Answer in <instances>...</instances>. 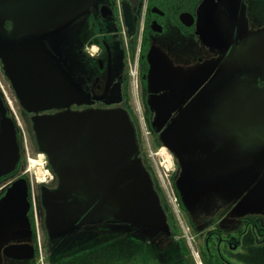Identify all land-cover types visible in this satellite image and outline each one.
Returning a JSON list of instances; mask_svg holds the SVG:
<instances>
[{"label": "flooded vegetation", "instance_id": "1", "mask_svg": "<svg viewBox=\"0 0 264 264\" xmlns=\"http://www.w3.org/2000/svg\"><path fill=\"white\" fill-rule=\"evenodd\" d=\"M74 22L44 33H22L7 19L0 26V264H74L80 244L95 239V217L47 219L45 194L56 188L57 180L50 169L48 183L32 185L29 168H22L19 125L24 122L27 145L39 152L33 122L60 110H23L6 70V60L30 57L9 56L11 51L66 41L65 29L72 30L64 37L76 50L74 89L81 102L72 103L70 110L121 108L127 113L138 157L167 223L165 233L129 218L108 220L107 229L118 228L131 237L141 264L149 244H174L176 209L170 211L142 156L143 128L153 147L162 146L172 157L169 189L176 213L181 210L193 233L201 263L264 264V155L236 157L264 154V123L255 127L257 135L241 138L237 123L232 130L227 126L228 133L220 122L226 104L258 102L264 107V53L260 58L252 53L247 60L241 53L249 39L264 36V0H96ZM196 49L203 50L198 58L193 57ZM134 102L143 108L139 114L132 110ZM177 119L187 122L190 132L171 137ZM34 187L37 196L32 197ZM190 253L184 264H195Z\"/></svg>", "mask_w": 264, "mask_h": 264}, {"label": "water", "instance_id": "2", "mask_svg": "<svg viewBox=\"0 0 264 264\" xmlns=\"http://www.w3.org/2000/svg\"><path fill=\"white\" fill-rule=\"evenodd\" d=\"M95 1L0 0V26L7 19L22 33L51 32L69 26ZM263 37L255 36L245 43L241 50L243 59L247 60L252 53L260 58L264 53ZM59 44L17 49L8 55L30 57L6 60V70L23 110L34 114L60 110L33 122L38 151L45 155L57 180L56 188L45 194L47 219L58 222L87 214L99 223L129 218L165 233V215L138 157L135 131L127 113L121 108L70 110L72 103H81L80 95L74 89V79L71 82L67 78L53 55ZM245 96V92L240 93V99ZM221 119L226 131L227 126L232 130L237 123L241 138L250 133L257 135L260 131L256 128L264 123V107L258 102L241 103L238 107L226 104ZM211 123L215 125L216 121ZM182 131L190 132L188 123L177 119L170 136L176 137ZM9 133L12 151L17 154L13 127ZM263 155L236 157L250 159ZM232 158L235 157H227Z\"/></svg>", "mask_w": 264, "mask_h": 264}, {"label": "rangeland", "instance_id": "3", "mask_svg": "<svg viewBox=\"0 0 264 264\" xmlns=\"http://www.w3.org/2000/svg\"><path fill=\"white\" fill-rule=\"evenodd\" d=\"M74 23L75 22L73 21L70 26L74 25ZM90 26L92 27V24ZM67 32L71 33L72 30L70 29L68 31V29H66L64 31L62 35V39L64 38V40L66 41H63V42L60 41L61 43L59 44L60 47L63 49L65 55H67V48L70 45H73V49H74V44L72 40L69 41L67 40L66 37H64V35L66 36ZM68 36L71 37L70 34H68ZM202 49L204 48L202 47ZM202 49L193 50V55H194L193 57L196 58L198 55L203 53ZM194 63H197L196 65H194L195 67L198 65L199 62L197 61ZM133 70L134 68L132 66L130 68V71H133ZM129 95H130L129 98H132L131 99L132 101L136 99V94H135L134 89L133 91L129 93ZM140 109L143 111L142 106H139V104L137 105L134 102L132 110H134L135 113L137 114ZM138 117H141V116L139 115ZM20 122L21 123L19 125V128H21V131H22L21 137H22V143L24 145V150H25V157L23 160L22 168L24 169L29 168L30 171L28 173H29V177L31 179V183L33 186H35L36 183L37 182L39 183V181L41 180H44V181L46 180L48 183L50 176L49 174H47L49 172L47 170V162L45 160V157L43 155H40V153H38L37 151L32 150L30 146L27 145L26 139L28 138L29 132L26 131L24 122L23 121H20ZM142 132H143L141 134V144H142L141 148L143 150L142 156L144 160L146 161V163L148 164L152 174L154 175V178L157 180L158 185H160V188H161L160 190L165 196V200H167L168 202L167 204L170 208V211H172L173 209L174 210L176 209V212H178L179 210L177 209L179 208L175 205L173 195L171 194L172 192L169 189L170 188L169 176L173 168L172 157L165 149L162 150L163 148L162 146L157 145L156 147L155 146L153 147L152 138H148V139L145 138V135H144L145 132L143 128H142ZM31 196L32 197L37 196L35 187H34V190ZM174 210L173 212H175ZM176 212L174 213L176 214L175 215L176 217L172 215L174 229H175L173 231L174 234H173L172 239L175 241L179 239L182 240L187 245L188 250L186 249L185 251H188L190 253L191 250H190L189 245L190 243H191V246L192 244L194 245L193 233L189 230L188 228L189 224L185 220V217L183 216L181 210H180V214ZM113 225L116 226L117 224H113ZM95 231L96 233L94 236L95 238L94 240L92 239L90 240V242H85V243L80 244L79 254L76 253V256L74 257V259L76 260H73L74 264H89V262L90 264H141L142 263L141 259L138 257L139 255L137 256L136 247L130 246L131 245L130 243H134V241L133 242L129 241V240H132L131 237L126 238L123 235V233H121L120 229L117 228L116 230L111 231L107 229V222L105 224L102 222H99V223H96ZM89 246L91 248L90 251L88 250ZM149 246L150 247L147 248V252H144L145 253V256L143 258L144 261L154 262L155 264H166V260L163 258V256H165L168 253L170 254L172 253L171 255L175 257L177 255L175 253V249L171 245H169L171 246V248L170 247L168 248V245L167 246L165 245L166 248L165 246H161V245H159L160 247H157V246H154L153 244H149ZM194 249L198 252L196 248ZM159 252L160 254H158ZM193 253L194 252H191L192 256L190 254L191 261L194 260ZM67 255L71 258L73 257L71 255V252H69ZM66 256L64 255V257ZM180 256H181L180 258L183 259L186 256V252L185 254H180ZM90 258H91V261L89 260ZM136 258H139V259H136ZM155 258H157V260H155ZM170 259H172V257ZM170 259L168 257L167 261L169 260L168 262H171ZM64 264H67V263H64Z\"/></svg>", "mask_w": 264, "mask_h": 264}, {"label": "trees", "instance_id": "4", "mask_svg": "<svg viewBox=\"0 0 264 264\" xmlns=\"http://www.w3.org/2000/svg\"><path fill=\"white\" fill-rule=\"evenodd\" d=\"M53 55H55L57 57V61H58L59 65H60V68L63 71V73L67 76V78L71 82H73V79H74L73 61H74V57L76 55V50L73 49V45H70L67 48V55H65L63 49L60 46L59 47L58 46L54 47ZM171 246H173V248L175 249V253L178 256L176 255V257H175V256L171 255L172 253L171 254L170 253H168V254L165 253L166 255L163 256V258L166 260V264L169 263L168 262L169 260L167 261L168 257H169V259L172 257V259H170V261H171L170 264H184L183 263V262H185L184 258L183 259L180 258L181 257L180 254H185V252L187 253V251H185L186 248H185L184 244L181 241L176 240L174 242V244H172ZM174 249H173V251H174ZM143 264H155V263H152L150 261H144Z\"/></svg>", "mask_w": 264, "mask_h": 264}, {"label": "built area", "instance_id": "5", "mask_svg": "<svg viewBox=\"0 0 264 264\" xmlns=\"http://www.w3.org/2000/svg\"><path fill=\"white\" fill-rule=\"evenodd\" d=\"M192 252H194L193 255H194V258L196 260V263L201 264L200 261L198 260L197 253L194 250H192Z\"/></svg>", "mask_w": 264, "mask_h": 264}, {"label": "bare ground", "instance_id": "6", "mask_svg": "<svg viewBox=\"0 0 264 264\" xmlns=\"http://www.w3.org/2000/svg\"><path fill=\"white\" fill-rule=\"evenodd\" d=\"M37 162H39V161H37Z\"/></svg>", "mask_w": 264, "mask_h": 264}]
</instances>
